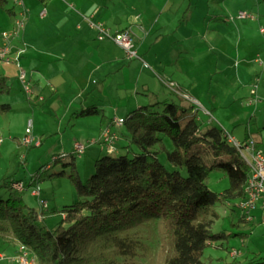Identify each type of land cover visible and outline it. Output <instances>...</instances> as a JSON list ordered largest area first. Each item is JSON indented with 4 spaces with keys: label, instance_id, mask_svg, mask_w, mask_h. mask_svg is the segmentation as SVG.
Wrapping results in <instances>:
<instances>
[{
    "label": "trees",
    "instance_id": "1",
    "mask_svg": "<svg viewBox=\"0 0 264 264\" xmlns=\"http://www.w3.org/2000/svg\"><path fill=\"white\" fill-rule=\"evenodd\" d=\"M5 3L0 0V8ZM262 79L264 84V74ZM8 81L0 74V98L10 91ZM192 108L180 100L129 111L122 126L136 150L100 156L85 182L74 163H67L69 180L83 200L65 207L55 228H47L42 212L27 206L22 191L12 188L17 180H5L7 193H0V239L11 234L31 249L37 264H145L159 247L163 264H205L201 256L206 246L229 236H247L240 230L241 219L232 224L238 227L236 233L210 229L219 216L215 205L232 207L243 196L249 168L238 149L227 142V131L210 122L201 126L198 110L191 113ZM9 110V104L0 102L1 114ZM92 112L86 109L77 115ZM165 136L172 142L170 150ZM204 151L212 154L211 162H206ZM161 152L174 166H185L187 176L161 164L157 158ZM74 157L69 152L52 160ZM213 171L228 179L222 192L208 187ZM247 263L264 264V256Z\"/></svg>",
    "mask_w": 264,
    "mask_h": 264
},
{
    "label": "crops",
    "instance_id": "2",
    "mask_svg": "<svg viewBox=\"0 0 264 264\" xmlns=\"http://www.w3.org/2000/svg\"><path fill=\"white\" fill-rule=\"evenodd\" d=\"M25 7L49 28L47 34L29 32L24 39L23 31L18 44L25 46L22 57L32 93L43 97L46 89L53 88L50 95L67 96L70 100L65 111H72L73 125L82 138L100 135L102 128L113 126L117 116L121 119L142 105L169 101L172 96L186 106L192 105L162 81L176 83L211 115V108L232 102L230 96H219L216 88L210 93L207 78H202L206 73L216 74L220 69L216 83H222L233 68L236 76L245 80L244 85L260 68L262 77L264 74V0H24ZM43 9L45 14L40 16ZM241 10L253 18H234ZM15 13L11 10V22ZM83 16L102 23L111 32L129 28L139 58L129 60L113 41L98 40ZM33 17L29 14L26 20ZM196 58L199 61L195 64ZM257 59H261V65ZM257 98L260 100V95ZM39 100L44 101L45 96ZM9 102L5 103L11 110ZM86 109L95 112L77 115ZM195 111L194 107L191 113ZM205 121L208 124L210 120ZM121 128L116 126L114 130L120 133ZM244 140H248L247 135ZM255 144L262 149L261 143ZM255 210L262 214L264 208L253 209L248 223L238 213L240 230L252 222ZM10 241L2 238L0 242L6 248Z\"/></svg>",
    "mask_w": 264,
    "mask_h": 264
},
{
    "label": "rangeland",
    "instance_id": "3",
    "mask_svg": "<svg viewBox=\"0 0 264 264\" xmlns=\"http://www.w3.org/2000/svg\"><path fill=\"white\" fill-rule=\"evenodd\" d=\"M25 8L24 10L27 13L25 17L33 14L34 20L28 21L25 19L26 27L23 39L25 36H29V32L30 35L31 33L34 35L49 33L48 25L37 19L34 12L29 13L27 7ZM20 9L12 0H6L4 7L0 8V34L3 31H11L16 19H23L17 13ZM11 10L16 12L12 22L9 12ZM21 41V34L19 37L10 39V43L16 46H21L18 45ZM194 61L196 64L199 60L196 58ZM257 63L261 65V59H257ZM19 68L28 73V69L23 63V57L19 60ZM19 68L13 62L0 59V74L7 75L10 84L9 93L3 95L0 102L5 103L10 100L9 103L11 104L10 111L0 113V139H2L0 143V193L3 196L7 193L6 188L3 186L5 180H20L23 182L25 188L22 191V197L26 205L42 212L43 224L52 229L62 222L64 217L61 212L65 207L83 200L82 197L77 195L75 187L69 180L68 175L71 169L67 163L71 161L74 163L78 175L85 182L94 173V164L97 158L106 154L119 155L125 153L126 149H128L126 153L131 154V151L136 150V147L130 144L128 133L123 126H121L120 133L115 131V125L111 126L116 133L118 132V139L115 141L117 151L114 153L108 152L105 144L101 143L99 134L82 138V133L78 132L75 129L76 126L73 125L72 111L68 113L65 111L70 99L67 96L50 95L49 90L53 91V88L44 91V101L39 100L40 98L43 99L44 96L35 97L33 93L28 99L24 95L21 83L17 78ZM209 69L213 70L211 66ZM262 69L257 70L245 85V80L240 79L239 76L237 77L233 68L226 72L222 83H216L220 69H217L216 74L206 73L202 78H207L206 84H210V93H213L214 88H216L215 90L219 96L225 98L230 96L232 104H223L221 107H208L211 108V115L202 114L203 110H198L197 118L201 119L199 120L200 125L204 126L206 125L205 120H210L211 124L224 128L225 131L231 133L239 141L247 135L248 140L261 143L263 149L261 150L264 152V84ZM15 77L17 81L14 83ZM259 95L260 100L257 98ZM169 102H180V100L172 96ZM125 115L122 116L125 117ZM29 125L32 134L40 139V144L37 146H25L21 142L25 134V128ZM76 141L86 144L85 150L80 156L75 155L73 159L68 158L65 161L53 162V156L72 152L73 144ZM164 143L168 150L173 148L171 140L166 136L164 137ZM203 155L207 163L211 162L213 156L210 152L204 151ZM157 158L169 171L177 170L182 177L187 176L186 167L174 166L167 159L165 152L159 153ZM228 183L226 175L221 171H213L209 175L208 187L211 191L222 192L228 187ZM35 188L40 190L39 197L47 202V209H42L38 203L39 197L31 194V191ZM215 208L219 216L212 222L211 231L213 233L223 231L225 233H236L238 227H234L232 224L238 220V209L234 206L228 207L220 204H216ZM261 212V210H255L253 212L255 217L252 222L243 227L242 230L247 233V236L244 238L229 236L214 241L213 244L204 248L201 260L205 264H238L241 262L247 263L256 255L264 256V211L262 214ZM4 238L8 241L15 239L11 234L5 235ZM11 243V245H6V248L9 247V249L5 251L6 248H3V243L0 242V253L6 256L12 255L16 251L17 240ZM231 250H237L240 254L231 258L229 256ZM0 264H5V261H0ZM145 264H163L162 248H157L153 253L152 260Z\"/></svg>",
    "mask_w": 264,
    "mask_h": 264
},
{
    "label": "built area",
    "instance_id": "4",
    "mask_svg": "<svg viewBox=\"0 0 264 264\" xmlns=\"http://www.w3.org/2000/svg\"><path fill=\"white\" fill-rule=\"evenodd\" d=\"M13 3L21 8L19 17L23 19H16L12 30L9 32L3 31L0 34V59L13 62L17 68H19V60L25 52V46H15L10 43V39L19 37L23 33L26 22V11L24 10V0H12ZM45 14L43 9L40 12V16ZM232 18V17H231ZM234 18L245 19L253 18V15L247 11H238ZM83 19L89 24L90 27L96 31V38L98 40H111L119 47H121L127 59H138L137 49L135 45L134 36L129 28H125L119 31L111 32L110 29L105 27L102 23L93 21L90 17L83 16ZM18 80L21 83L22 91L24 95L30 99L32 95V86L28 79L27 73L19 68ZM168 88L174 93L180 96L182 99L192 104L196 110H203L207 115L208 110H205L197 99L182 92L176 83L173 81H162ZM112 124L120 127L122 126V119L115 118L112 120ZM117 134L113 132L109 127L102 128L100 133L101 143L105 144L109 153L116 152L115 141ZM226 140L231 145L235 146L243 160L247 163L249 172L244 185V194L237 200L236 208L240 213L241 219L248 223L251 221V211L256 207L264 208V153L256 146L251 140L239 141L234 138L233 135L226 132ZM1 141V139H0ZM22 144L25 146H37L40 144V139L36 138L32 134L31 126L25 128V134L22 138ZM92 142V141H91ZM74 155H79L85 150L86 144L84 142H74L73 144ZM12 188L17 191H23L25 185L21 181H15L12 183ZM33 196L39 197L40 190L35 188L31 191ZM38 203L42 209H47L48 204L44 199L38 198ZM64 216V214H63ZM240 253L237 250H231L230 256L236 257ZM0 261H5V264H37L36 258L31 249L24 243L17 240L16 251L9 256L0 253Z\"/></svg>",
    "mask_w": 264,
    "mask_h": 264
}]
</instances>
